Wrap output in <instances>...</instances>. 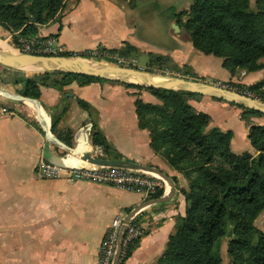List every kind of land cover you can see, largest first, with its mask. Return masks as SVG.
<instances>
[{"label":"crops","instance_id":"crops-1","mask_svg":"<svg viewBox=\"0 0 264 264\" xmlns=\"http://www.w3.org/2000/svg\"><path fill=\"white\" fill-rule=\"evenodd\" d=\"M76 1L60 20L39 26L38 35H53L72 53L93 47L117 49L128 43L142 51L146 61L149 54L166 56L168 60L160 68L176 65L172 70L193 79L249 84L261 77L260 71L241 76V70H237L231 74L222 67L220 57L196 50L181 27L178 32L173 30V12L187 8L193 0L165 1L163 9L167 7L171 13L165 14L152 33L144 31L142 35L137 31L147 26L139 29L137 23L128 21V10L116 1ZM254 2L249 0L251 7ZM63 91L40 86L37 98L50 115V125L54 123L52 132L57 139L78 149L88 125L94 133L99 131L111 151L120 154L117 159L156 167L168 179L151 172L157 176L161 191L159 196H152L111 183L71 178L67 172L39 176L36 167L43 159L56 161L70 154L82 155L51 143L37 120L39 110H35V120L21 110L0 113V264H98L99 242L119 213L124 220L134 214L144 231L130 254L117 264H156L173 232L175 217L185 213L182 190L188 186L185 173L151 148L148 130L138 124L135 99L150 103L159 100L146 90L138 92L109 80L84 85L71 82L63 86ZM78 99L85 101L91 112ZM218 99L200 94L188 102L196 111L207 114V128L231 130L233 152L255 155L240 108ZM99 146L94 143L93 149ZM49 148L54 150L51 158L46 156ZM160 197L164 200L153 201Z\"/></svg>","mask_w":264,"mask_h":264},{"label":"trees","instance_id":"trees-1","mask_svg":"<svg viewBox=\"0 0 264 264\" xmlns=\"http://www.w3.org/2000/svg\"><path fill=\"white\" fill-rule=\"evenodd\" d=\"M65 1L0 0V24L8 32L17 30L32 37L37 25L60 20ZM128 1L134 7L139 0ZM181 15L186 16L184 21L179 19ZM173 18L187 32L196 50L220 57L222 67L231 74L242 68L251 72L262 67L259 59L264 56V0H255L254 8L249 0H193L187 10L173 12ZM15 38L14 34L12 42ZM97 48L117 53L136 50L128 43L117 49ZM71 54L72 51L65 50L61 55ZM148 57L149 67L155 62L160 67L168 60L163 55ZM58 73L60 77L56 76ZM105 80L109 79L54 70L15 78L13 82H21L22 95L38 98L40 86L63 91V86L71 82L84 85ZM125 84L146 88L160 99L158 103L135 99L138 124L148 130L151 148L188 178V186L182 190L185 213L175 217L173 232L156 264H220V246L225 238L230 264H264V229L253 223L264 209V124L249 120L263 113L240 106L244 109L240 117L247 125V137L256 154L235 153L230 148L231 130L207 128V114L196 111L188 102L189 98H199V93ZM262 86L264 79L254 87ZM259 99L264 101V92ZM77 101L91 112L85 101ZM93 142L105 143L108 156L121 158L111 151L98 130L93 132ZM66 158L82 159L71 154ZM160 193L158 187L152 196Z\"/></svg>","mask_w":264,"mask_h":264},{"label":"water","instance_id":"water-1","mask_svg":"<svg viewBox=\"0 0 264 264\" xmlns=\"http://www.w3.org/2000/svg\"><path fill=\"white\" fill-rule=\"evenodd\" d=\"M175 28L174 31L179 30V26L176 23H172ZM14 48V47H13ZM15 49V48H14ZM16 50V49H15ZM17 52H7L0 48V65L12 68H27L31 67L38 71H61V72H75L88 75H94L109 80H116L127 83L139 84L145 87H157L165 89L186 90L200 94H208L213 97L221 99L224 103L236 104L237 106L250 108L257 110L264 114V101L254 96L241 94L238 92L222 89L212 83L201 82L198 80L187 79L183 77L163 75L160 77L161 81H153L152 77L157 76L151 72L143 70L141 68H133L128 66L111 64L108 62H102L100 60H94L86 58L84 56H47L24 53L16 50ZM54 57L61 58V60L53 61ZM0 94L6 98L21 100L33 103L40 111V117L37 118L38 122L44 128L47 136L53 145L63 148L65 151L81 153L82 158L89 160L95 164L122 166L132 169L143 170L147 172H153L159 174L161 177L168 179L163 172L156 167L137 164L128 160L117 158H106L102 156H96L93 152V130L90 126L87 127V131L84 134V140L80 144V148L74 149L66 146L63 142L56 138L53 134L50 122L45 118L47 110L44 108L42 102L37 98L24 96L19 93L10 92L0 87ZM86 148V149H85ZM48 158L54 153L52 148L46 150ZM164 198H156L154 202L163 201ZM127 222V221H126ZM117 258V257H116ZM117 262H115L116 264Z\"/></svg>","mask_w":264,"mask_h":264},{"label":"built area","instance_id":"built-area-1","mask_svg":"<svg viewBox=\"0 0 264 264\" xmlns=\"http://www.w3.org/2000/svg\"><path fill=\"white\" fill-rule=\"evenodd\" d=\"M12 46L20 52L47 56H62L61 54L66 50V47L59 43L54 36L25 37L19 33L16 34ZM73 55L94 60L112 58L117 65L122 66H126L129 61L127 56H118L117 52H107L97 47L86 48L79 53H73ZM175 74H177L176 77L184 78L180 72H175ZM244 74L245 70L242 69L240 75ZM212 84L225 90L252 96L240 82L220 81V83ZM4 112L13 113V111H7L5 107H1L0 113ZM60 172H67L71 178L111 183L119 188L145 195L153 194L159 187L158 178L153 173L122 166L101 165L93 162L66 164L43 159L36 167V173L42 177L56 176ZM133 216L134 214H130L124 220L119 213L112 218L98 245V264L118 263L127 256L129 248L142 236L143 227L134 220Z\"/></svg>","mask_w":264,"mask_h":264},{"label":"rangeland","instance_id":"rangeland-1","mask_svg":"<svg viewBox=\"0 0 264 264\" xmlns=\"http://www.w3.org/2000/svg\"><path fill=\"white\" fill-rule=\"evenodd\" d=\"M114 1H116L118 4H120L121 6H123L124 8H126L128 10L127 11L129 14V16L127 15L128 21L133 22V23H137V25L139 26V29L143 25L147 26V27H142V29L137 31L139 34L142 35L144 31H149L152 33V31L156 27V24L157 25L159 24V26H160V24H162L161 23L162 18L165 19V14L167 15L168 12L170 11L169 8H167V7H165L163 9V7L165 6L164 2L165 1H174V0H139L134 7L130 6L128 0H114ZM76 2H77L76 0H66L65 4L63 6V9L61 11L62 15L68 8H70ZM190 4L188 5L187 8L182 7V9H180V10L181 11L187 10L189 8ZM251 8H254V7H251ZM176 12H178V11H176ZM170 13H171V11H170ZM179 19L181 21H184L186 19V16L181 15V16H179ZM48 23H50V22H48ZM41 25H44V24H40L37 26L39 27ZM172 28H173V30H175V28L173 26H172ZM14 31H16V32H14ZM14 31L8 32L7 29H5L0 24V39L3 41L4 45L11 47L10 49L13 50V52H17L11 45L14 34L16 36V34L18 33L17 30H14ZM182 32H184L183 33L184 36H188L187 32L184 29L182 30ZM35 35H38V29H37ZM46 36H53V35H46ZM142 53H143L142 51L140 52L136 48L135 51H131L130 53H119L118 52L117 54H118V56H127L129 58V61L127 62L126 66L133 67V68H141V69L146 70L148 72H151L157 76L164 77L163 75H168V76L174 77L177 75V74H175V72H179L177 70H172L171 67H169L168 69H166L167 67L166 68H160L158 66V62H155L151 67H149L148 66V60L146 61V57ZM71 55H73V54H71ZM137 59H138V61H137ZM100 61L108 62L111 64H116V62L112 58L106 59V60H100ZM259 62L262 65V67L259 68L258 70H255V71H260V74H261V77L258 80H256L253 83H249V84L243 83L242 81H237V82H240L244 87H246V89L251 93L252 96H254L258 99L263 95L264 86H262L260 88H255L254 86L258 82H260L264 79V56L259 59ZM242 69H238V70L240 71ZM38 72L39 71L37 69L31 68V67H27L24 69V68H12V67L10 68V67H6L4 65H0V87L2 89L8 90V91L21 94L20 93L21 87L20 88L18 87V83H21V82H13V79L20 78V77H26V76L32 77L34 75H37ZM251 72H254V71H251ZM245 73H246V71H245ZM56 76L60 77L61 74L58 73ZM184 77H186L187 79L193 80V78H189L187 76H184ZM194 80H198L201 82H207V83H218V82L220 83V81L206 80V79L203 80V79H199V78H195ZM238 80H241V79H238ZM109 81L112 83L121 84V85H123L129 89L139 90L138 92H141L142 90H146L147 92H150L153 95L152 91H150L146 88H136V87H133L131 85H126L125 83H127V82H121V81H116V80H114V81L109 80ZM225 82H228V81H225ZM14 84H17V86H14ZM63 92L64 91H62V93ZM155 97L160 102V99L157 96H155ZM228 104H230V103H228ZM233 105L237 106L236 104H233ZM0 106H4L7 111H13V113H17L18 110H21L20 112L22 114H25V113H26V115L29 114L34 120L36 118L35 110H38L37 106L33 105V103H30L27 101L14 100V99L6 98V97L2 96L1 94H0ZM237 107L240 108L241 111L244 110L240 106H237ZM249 117L250 116H248V118ZM253 117L255 118L254 120L251 119ZM249 120L255 124H264V114H259L256 116L254 115V116L250 117ZM97 140H99L98 137H97ZM104 146H105V143H103L101 146H99L97 148H94L92 154H94L96 156L108 157V154H107ZM248 153H250L252 155V152H248ZM253 223L257 228L264 229V209L256 216V218L253 220ZM220 255H221L220 264H230L228 254L226 252V238L223 239L221 242Z\"/></svg>","mask_w":264,"mask_h":264},{"label":"bare ground","instance_id":"bare-ground-1","mask_svg":"<svg viewBox=\"0 0 264 264\" xmlns=\"http://www.w3.org/2000/svg\"><path fill=\"white\" fill-rule=\"evenodd\" d=\"M0 48L4 51H7V52H13V50L10 49V47L4 45L3 41L0 39ZM53 59V61H58V60H61V58H58V57H54V58H51ZM25 69V68H24ZM152 80L153 81H161L160 77L158 78V76H153L152 77ZM45 118L46 120L48 121L50 119V115L48 113H46L45 115ZM57 163H66V164H72L74 162H77L78 160H81L83 162H90L89 160L87 159H79V158H73V159H68V158H60V159H55Z\"/></svg>","mask_w":264,"mask_h":264}]
</instances>
